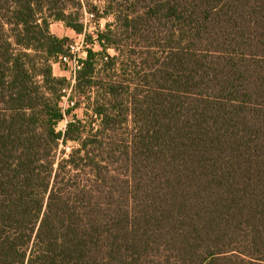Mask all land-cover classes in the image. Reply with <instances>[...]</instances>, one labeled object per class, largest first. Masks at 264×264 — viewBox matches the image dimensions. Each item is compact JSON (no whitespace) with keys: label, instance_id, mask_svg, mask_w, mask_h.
Listing matches in <instances>:
<instances>
[{"label":"trees","instance_id":"trees-1","mask_svg":"<svg viewBox=\"0 0 264 264\" xmlns=\"http://www.w3.org/2000/svg\"><path fill=\"white\" fill-rule=\"evenodd\" d=\"M84 9L130 67L89 50L79 117ZM0 264H264V0H0Z\"/></svg>","mask_w":264,"mask_h":264},{"label":"rangeland","instance_id":"rangeland-1","mask_svg":"<svg viewBox=\"0 0 264 264\" xmlns=\"http://www.w3.org/2000/svg\"><path fill=\"white\" fill-rule=\"evenodd\" d=\"M97 5L100 7L99 10L102 11V8L104 6L103 2L97 3ZM85 13L95 14L96 11L91 10V12H90L88 9L87 10L84 9L82 20H84ZM96 14H95V16H96ZM96 18L98 20L96 35H99L101 33L106 32L108 30V28H107V25L108 24H110V26H111L110 29L112 31H118L119 26L116 24L114 17L110 16V17H106V18L104 17L103 18V17H98L97 16ZM54 24H56V23H53L52 25H54ZM57 24H60V23H57ZM57 24L55 26H52L51 25V32L54 35L59 36L60 38H68L69 40H71V43L68 44V46L71 45L72 42H74L76 40H79V38H83L84 37V33L86 32V38H85V40L88 41L89 44L96 43L95 46L92 48V51L95 52V53H101V54H103L102 62H107V61L104 60V57L106 56V52H104L105 51L104 50V47L100 45L101 42L97 43V42H94L92 40V37L90 36L91 35V32L85 31V28H84V31H83L82 34H79L78 35V34L75 33L74 35H68L67 30H65L66 29L65 28V25H64V27H62L61 25H57ZM96 41H99V39H97ZM141 50H144V49H141ZM88 52H89V50H88ZM88 52H87L86 57L84 58L85 60L82 62V66H83V63L88 58ZM138 52H142V51L138 50ZM138 52L133 55V58H140L141 54L138 53ZM152 53H155V52H152ZM111 54H112L113 58L117 57V58H120V59H119V61L117 63V67L115 68V71L114 72L111 71L109 73V76L114 75V73L116 72L115 73V74H117V77L116 78H117V80H120V77L119 76H121V72H118V71L121 70V68H123V67H126V68H129L130 67V64H129L130 62H128V59H127L128 58L127 57L128 50H126L125 48H121L120 49V52H118V51L115 50V52H111ZM63 56H66V55H63ZM63 56H60L58 58V60L55 62V64H53V73H54V76L57 77V78H65L67 80V82H68V86L66 88H68L72 84L71 81H73V74L72 73L70 74V72L68 71L67 67H65L63 65H60V66L57 65L58 61ZM109 59H111V57H109ZM101 66H102V64L98 66V69H100ZM54 67H55V69H54ZM74 83H75V85L77 83V74H76V77L74 79ZM62 93H63V91H62ZM73 99L75 100V106L72 109H75V108L78 107V109L75 111V113L79 117H84V113H85V100L83 98L77 96L76 94H75V96H74ZM78 103H79V105H78ZM61 107L63 108V111L64 112L69 110L64 105L63 96H62V101H61ZM72 116H73V113L71 115H69V116H66L65 117V120H63L62 122L59 123V125L57 127V130L64 133L66 131V129H67L68 124L73 121ZM95 126L97 127V124H95ZM76 146L77 145L75 143H72V142L71 143H68V144H64L62 141H60V146H59V148H58V150L56 152V161L59 162V161H61L62 157H67L69 154H71L72 150L76 148Z\"/></svg>","mask_w":264,"mask_h":264},{"label":"built area","instance_id":"built-area-1","mask_svg":"<svg viewBox=\"0 0 264 264\" xmlns=\"http://www.w3.org/2000/svg\"><path fill=\"white\" fill-rule=\"evenodd\" d=\"M83 21L85 31L91 32L90 36L92 37V40L94 42L99 43L100 40L96 41L97 39H99V35H96L98 20L95 14L85 13ZM85 38L86 32L84 33L83 38H79V40L72 42V44L68 46V54L66 56L61 57L57 63L58 66L63 65L67 67L70 74H73V81H71L72 84L70 85V87L63 90L64 105L68 109H71L75 106V100L73 98L75 95L74 79L76 77V74L81 69L82 62L85 60L84 58L86 57L88 50H92V48L96 44H89L88 41L85 40ZM111 52H115V50L113 48L106 49V56L104 57L105 61H108L109 57L113 58Z\"/></svg>","mask_w":264,"mask_h":264},{"label":"crops","instance_id":"crops-1","mask_svg":"<svg viewBox=\"0 0 264 264\" xmlns=\"http://www.w3.org/2000/svg\"><path fill=\"white\" fill-rule=\"evenodd\" d=\"M57 24V23H56ZM56 24H54V25H52V26H55ZM57 25H61L62 27H64V24H62V23H60V24H57ZM66 28V27H65ZM64 28V29H65ZM65 30H67V33H68V35H74L75 34V32L74 31H72V30H70V29H65ZM54 69H55V67H54ZM56 75V74H55Z\"/></svg>","mask_w":264,"mask_h":264}]
</instances>
